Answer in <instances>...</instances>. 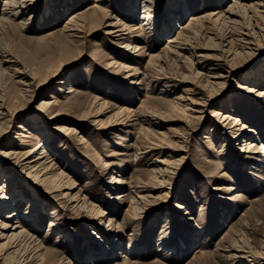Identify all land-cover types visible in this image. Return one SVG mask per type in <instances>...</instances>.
I'll return each instance as SVG.
<instances>
[{"label": "rangeland", "instance_id": "1", "mask_svg": "<svg viewBox=\"0 0 264 264\" xmlns=\"http://www.w3.org/2000/svg\"><path fill=\"white\" fill-rule=\"evenodd\" d=\"M6 1L0 0V93L10 112L0 119V172L4 168L1 175L11 174L13 182L0 175V185H8L4 195L13 193L21 201L0 218L20 226L0 229L5 238L23 228L25 235L12 244L32 236L28 246L22 241L23 248L30 252L42 244L39 254L51 264H264V98L256 97L264 90V40L252 55L245 51L231 62L233 75L216 89L207 85L209 64L221 55L212 49L217 47L212 22L192 41L199 47L193 58L199 79L190 76L196 70L185 57L183 64L172 56L162 62L151 58L192 18L227 9L232 1L33 0L18 17ZM148 4L153 23L143 31L139 26ZM96 6L107 15L92 14ZM75 15L79 26L72 36L67 24ZM255 18L247 16V26L260 22ZM119 19L129 28L121 37L115 31L120 27L108 26ZM218 27L216 34L222 32ZM110 29L114 32L107 33ZM131 42L140 51H126ZM22 72L41 85L23 93ZM185 78L189 81H181ZM181 96L198 105L184 111L190 101ZM42 99L59 104L48 109V119L36 111ZM216 109L225 115L214 117ZM151 112L162 118L151 117L156 125L136 120ZM230 115L246 124L243 135L226 120ZM244 136L254 141L255 152L239 149ZM44 142L47 177L61 174L52 179L57 186L70 177L75 184L70 197L78 196L89 208L70 206L69 196L49 188L56 186L51 180L39 185L33 172L28 177V162L41 151L22 161L1 159L10 149L31 151ZM159 169H166L165 181L155 178ZM148 183L156 187L147 191ZM136 185L140 196H151L138 208ZM27 216L40 219L38 229L24 221ZM5 248L0 264H9L6 258L14 255L15 248ZM41 258L22 264H40Z\"/></svg>", "mask_w": 264, "mask_h": 264}, {"label": "bare ground", "instance_id": "2", "mask_svg": "<svg viewBox=\"0 0 264 264\" xmlns=\"http://www.w3.org/2000/svg\"><path fill=\"white\" fill-rule=\"evenodd\" d=\"M30 1L32 2L33 0H10L8 2L6 1L5 6H7V9H10L11 15L18 17L21 14H24V12H26L27 10L32 8ZM97 1H101V0H97ZM148 1H150V0H148ZM231 1L232 2L227 9H223L220 11H214L213 13H210L207 16H204V17H201V18H198L195 20H193L194 18H192L191 21L187 25L185 24V26H183V30H184L183 32L181 31V33H179L178 35H176V36L174 35V36L169 37L167 48L163 51L164 53L163 52L158 53L156 55H153L151 58H154L155 60L162 62V61H164V59H162L164 56H166V57L172 56L173 59H175L177 61L178 60L181 61V64H183V62L185 60H187L189 62L187 64L190 65L191 69L194 68V70H196V71L193 70L195 72L193 75L190 72V74H191L190 76H192L193 78L199 79L202 75H201L199 69L195 66L196 62L193 59L195 57V55L197 54V49H199V47L194 46L193 45L194 43H192V41H193V39L195 40L196 36L197 35L199 36V33L205 29V27H204L205 23L212 22V26H214V27L212 29L211 28H209V29H211L210 32L212 31L211 34H213L212 36H214L212 38L215 39L214 42L216 43V46H217V47L212 48V49L219 50L221 55L219 56L220 58L213 59V60H215V62L211 61V56L205 55V58L209 59L208 62H210V61L213 62V63L209 64L211 69L209 70L210 74H207L209 77V79L207 80V85L209 87H213V88L215 87V89H216V87L217 88L220 86L223 87V85L226 84V82H225L226 79H228L229 77H231L233 75L232 70L234 68L231 67V62L236 57H238V55H241L242 52L246 53L245 51H247V53L252 55V53L258 49V46L261 45L260 42L262 40H264V0H261L260 3L254 2L255 0H231ZM182 4H184V2H180L179 9L184 8L182 6ZM150 6L151 5H149V4L145 6L147 11H144L145 13L143 16V24H141V26H139L140 27L139 29H141L143 31H144V28H148L147 25H151L153 23V17L151 15ZM100 12H102L104 14V16L107 15L106 12L101 11L98 6H96V8L93 10L92 14H97ZM75 16L76 17L74 19L71 18L67 24V28L69 30L74 31L72 36H76L75 33L78 30L77 27L79 26V23L77 21V20H79V16H77V15H75ZM247 16L249 18L251 17L253 19L255 17H257V18L259 17L260 22L257 20V22L255 21V25H252V27H249V25L247 26V24H246V22H247L246 17ZM175 19H178L177 16L174 18H170L171 22H169V26H167V28H169L170 31L172 30L174 22L178 21V20L175 21ZM258 23L259 24L261 23L262 25L261 24L259 25ZM218 24L221 25L222 32L216 34V32L219 28ZM24 25L25 24H22V26H24ZM108 26L109 27H120L117 30L115 29V31L118 32L116 36L121 37L123 35L129 34V32H127L129 30L128 26L125 25L124 23H122L120 21V19L115 21V22L109 23ZM229 28H230V30L228 31ZM237 29H239V31H237ZM135 30H136V28L133 29V31H135ZM113 32H114V30L110 29V31H108L107 33H113ZM182 45H185V46H182ZM124 47H125L126 51L133 50V49H136V52L140 51L139 46H136V44L132 45V42L126 43ZM182 51L188 52L189 56L182 55V53H183ZM200 56H204V55H200ZM183 57H185L184 61L182 60ZM124 67L130 68V65L129 66L124 65ZM23 75H24V77H22V79L25 80L23 83L25 87H23L21 90L23 93L28 94V92H33V88L36 89L41 85V83L36 82V79L34 78V76H32L28 73H23ZM54 76H55V74L52 75L51 77L53 78ZM194 80L195 79H192L191 82L193 83ZM181 81L187 82L189 80H187V78H185V79H182ZM61 83H64V82H61ZM194 84H197V83H193V85ZM237 85L242 86L240 82H238ZM194 87L198 89V84L193 86V88ZM250 88H251L249 90L250 93H252L256 90L255 85L250 87ZM62 89H63V87L60 88L61 91H63ZM190 90L192 91L194 89H190ZM258 90L261 93H258L256 97L259 99H263L264 97H261V95L264 94V90H260V89H258ZM70 91H72V90H70ZM0 92H1V90H0ZM2 96H3V94L1 95V93H0V119H5L7 116H9L8 112H10V110L6 109L7 107L5 105V99L2 98ZM51 98H55V96L52 95ZM178 99H180L181 101L182 100H184V101L189 100L190 101L189 104H186L184 111H187V107H189L190 105H195V106L198 105L194 100H192L189 97H187V98L182 97V98H178ZM54 105H59V104L58 103L56 104L54 102L42 99L40 104L37 106L36 111L45 118L46 115L49 114L48 109H51L52 106H54ZM179 105L180 104H178V103L175 104V110H177L179 108ZM199 105H205V104H203V103L200 104V102H199ZM214 112H215V114L213 115L214 117H218V116L220 117L221 115H225L221 109H216ZM92 113L93 112H91L89 114H92ZM151 113H153L151 116L145 115V114L144 115L141 114V115L137 116V114H135V116H137L136 120L141 119L144 122L156 125V122H154L153 118H151V117L157 116L156 118H158V121H159V119H162L160 116V113H158V114H156L157 112H151ZM59 114L60 113H56V116H58ZM13 115H14V113H11V116H13ZM56 116L52 115L51 118H54ZM46 118L48 119V117H46ZM225 118L227 121L229 120L233 125L235 124L236 126H239V131H242L241 134L243 135V133H244L243 131L246 130V124L243 123V121H241L240 117H233L230 115V116H226ZM34 119H41V118L36 116V118H34ZM80 119H84V118H80ZM63 121L69 122L68 119H63ZM65 130H67V129L63 128V130H61V131H65ZM69 130L70 129H68L67 131H69ZM21 137H28V136H26V134L21 133ZM44 138H45V141L48 143L50 137L46 135V137H44ZM242 138H244L243 141L245 142L244 143L245 146H241L239 149L243 150V151L245 149V151L255 152L254 148H255L256 144L254 143V141L253 140L251 141V138L245 139V136ZM44 146H46L45 142L42 145L41 144L37 145V147L34 150L26 151V152L24 151L23 148L22 149L19 148L18 150L10 149L4 153V157L1 159L2 160H10L11 156H13V158H17L18 161H22L23 160L22 158L24 156L31 154V153H34L38 150L41 151L38 155L34 156L28 162L30 165L29 168L31 170L28 174V177H30L31 173L33 172L34 173L33 177H34L35 183H39V185H40V183H42V185H45L46 183H48L50 185L49 180H51V182L56 184V186L55 187L50 186L49 188H51V190H53V192H57V191L62 192L61 194L64 195V198H68V196H69L70 206H72L75 209L83 208V207L89 208L88 202H84L83 204H80V201L77 198L78 196L73 197V198L70 197V195H71L70 190L75 186V184L72 182L70 177L67 180H64L63 184L58 185V186H57V183H58L57 179H55L54 181L52 179L53 178H59L60 176H62L61 174H53L52 176L47 177V171L50 170L51 168H50V165H45L44 162H41V160L43 159L41 157V155H43L45 152L46 153L48 152L47 150H45ZM156 146L160 147V145H158V144ZM6 156L8 158H6ZM164 164H166V163H164ZM0 167H1V165H0ZM3 169L4 168H2L0 175L2 173H4L3 171H5V170H3ZM159 170L160 171H158V172L156 171V173H158V174L154 175L155 178H162L161 180L165 181L166 177L164 175L166 174V169H159ZM1 176L8 178V181L11 183L13 182V177L11 176V174L8 173V174L1 175ZM114 179L116 180V182L122 181L121 179H118V178H114ZM162 181L160 182V184L161 185L163 184V186H164V183H162ZM145 186H147V189H146L147 191H150L151 189H154L156 187V186L155 187L149 186V183L146 184ZM139 187L140 186L136 185V190L135 191L131 190L133 194L134 193L136 194V196L133 197V199H134V203L137 205V208H138V204H141L142 202H149L148 201L149 197H151L150 195L149 196H146V195L140 196L141 192H138V191L141 188H139ZM7 188H8V185H6L5 183H2L0 185V192H2V193H0L2 195V196H0V218L4 217L3 215L5 214V211L10 210L14 206H18V204L21 201L13 193L10 195H4L3 192L6 191ZM38 188L40 189L39 186H38ZM229 189L231 190L232 188H229ZM120 197H122V196H120ZM136 197L138 199H136ZM74 202H76L75 205H73ZM34 204H36V206H38V201L34 202ZM91 206H92V208H91L92 210L97 208L95 204H92ZM101 213H103V212H101ZM26 214H28V213H26ZM12 215H15V214H12ZM101 215H103V214H100V217H102ZM7 217H12V216H7ZM39 220H40L39 218L33 217V216H30V217L27 216V218L24 219V221H26V223L29 224V226H34L35 230L39 228L38 227ZM98 220L101 223L103 222V218H99ZM0 224H1L0 229L13 228V230H16L18 227H20L19 225H16L14 227V225L13 224L11 225L9 221L5 222L2 219H0ZM98 227L100 228V225ZM19 234L25 235V231L23 228L21 229V231L13 233L10 237L7 236V238H5V235L2 234V232H0V248L6 247L5 249H7V252L10 248H15L14 249V255H10L9 257L6 258L10 262L9 264H22L24 261H27V263H28V262H32L33 260H37L41 256H42V258H41L40 264H51L52 261L46 260L44 254H42V253L39 254V252L43 249L42 244L36 245L35 250L33 249L34 251L31 250L30 252H28L29 249L27 250V248H23L24 245L25 246L29 245L28 241L32 237L30 235H29L30 236L29 239H26V237H28V236H25L24 239H21L14 246V244H12V239L14 237H17ZM98 237L100 238V236H98ZM4 239H6V242L1 243V240H4ZM25 239H26V241L24 242ZM22 241L24 242V245H22ZM103 243H104V241H103ZM21 245H22V247H21ZM33 247H35V246H33ZM19 249H23L24 252L19 253L18 252ZM110 251H112V250L110 249ZM237 257L244 258L243 255H240ZM52 264H54V263H52ZM125 264H128V262H125Z\"/></svg>", "mask_w": 264, "mask_h": 264}]
</instances>
